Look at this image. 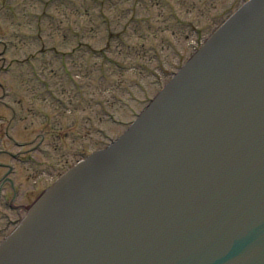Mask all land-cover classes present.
<instances>
[{
	"label": "water",
	"instance_id": "95a60500",
	"mask_svg": "<svg viewBox=\"0 0 264 264\" xmlns=\"http://www.w3.org/2000/svg\"><path fill=\"white\" fill-rule=\"evenodd\" d=\"M263 19L264 0H254L241 13L230 19L134 124L133 129L125 136L127 138L116 146L115 154L112 152L114 156L111 160H103L98 165L90 161L85 167L69 175L63 184L30 210L25 225L17 231L16 237L0 250V253L4 252L2 258L7 256L11 261V251L20 246L25 248L29 242L34 243L35 236L43 238L50 227L54 229L45 234L47 246L41 256V264H53L52 260L61 264L65 252L68 254L72 248L76 249V246L82 243L87 244L88 239L97 237L98 235L90 232L95 222H98L103 230L100 235L101 246L107 245L108 240L116 234L117 230H109L117 227V221L112 220L111 224L106 221L111 211L108 208H112L108 207L110 201L102 197L106 187V170L114 172L112 178H115L127 169L128 175L133 173L137 179L135 188L132 187V191L135 189L132 195H128L129 191L126 193L121 190L118 193L123 199L120 202L123 203L118 201L121 212L117 219L122 220L123 216L127 217L129 213L134 214L133 210L140 214L135 218L137 222L128 221L126 228H123L122 237L126 235L127 243L133 245L131 250L124 249V256L132 257L138 252L142 226L153 228L148 229L149 237L157 235L165 238L166 242L168 238H176L178 235H182L184 242L192 241L196 236L201 239L202 235L210 236L213 241L212 228L238 215V210L234 211L238 201L229 195L237 193L239 188H251L254 184L261 186L260 181L264 184V178L258 177L260 168L264 167ZM246 42H249V46H245ZM224 51L230 55L228 58L224 57ZM166 124L170 128L166 127ZM140 131L147 133L143 136ZM151 138L154 140L150 144ZM126 143L128 147L120 149V146ZM202 155L207 156L206 161L201 159ZM215 159L217 168L213 171V177L219 174L222 178L217 181L220 193L214 189L212 193L208 192L204 180L206 176L204 173L200 174L203 169L201 163L211 160L213 162ZM125 163L127 167L119 168ZM249 163L253 168H250ZM256 180L258 183H254ZM195 188H203L205 192V198L199 199L201 205L217 206L224 199V208L214 214L201 208V213L199 216L196 213L197 217L193 219V223L190 221L192 217L185 212L180 214L179 211H170L172 219L167 223H164L165 218L157 220L151 215L168 212L164 203L166 192L171 194L173 200L178 193L184 196L188 206L192 208L190 214H193L197 207L198 191ZM154 197L158 202H155L156 206H151L148 202ZM129 198L132 199L130 204ZM168 199L166 198L167 201ZM114 206L116 205L113 204ZM144 209L145 212H142ZM150 209L157 212L148 211ZM47 215L52 218H45ZM37 220L49 223L42 235L39 232L41 228L38 231L37 226H34ZM238 221L236 218V223ZM241 222L246 224L242 229H238L235 235L237 238L250 240L246 248L242 245L237 251L241 255H249L252 253L249 249H264L263 229L260 227L250 233V222ZM179 224V228L173 231ZM29 226L30 229H27ZM131 226L136 228L132 230ZM84 227L88 228L87 232H84ZM128 230L132 232H127ZM104 235L109 239H104ZM16 239L17 242L11 245ZM56 247H60L62 251H55ZM100 250L98 248L97 253L101 254ZM23 251L24 249H21L15 253L19 256ZM86 251H89V248H86ZM111 253L109 255L113 257L115 253ZM260 255L264 257L263 253ZM9 259L5 260V264ZM86 262L80 261L81 264ZM95 262L102 264L99 260ZM205 262L222 263L215 249L213 253L205 256ZM237 262L252 264L244 258H239ZM108 264L113 263L110 260ZM139 264H146V261L142 260Z\"/></svg>",
	"mask_w": 264,
	"mask_h": 264
},
{
	"label": "rangeland",
	"instance_id": "374dc122",
	"mask_svg": "<svg viewBox=\"0 0 264 264\" xmlns=\"http://www.w3.org/2000/svg\"><path fill=\"white\" fill-rule=\"evenodd\" d=\"M246 1L0 0V69L12 67L11 72L5 73V78H15L3 86L5 91L0 90V100L6 102L0 107V135L12 121L15 123L14 130L9 131L12 139L24 143V146H15L6 137H0V165L9 163L6 150L34 156L33 147L41 145L48 153L37 155L39 166L35 170L13 161L18 165L13 178L22 190H27L32 182H38L40 190L83 155L104 150L129 128L186 63L193 53L191 47L207 39L226 16ZM43 12L47 15H42ZM5 53H8L7 63H4ZM103 58L113 62V67L106 70L120 75L117 81L110 76L112 86L122 85L118 92L113 93V87L103 88L100 84L97 70L101 63L109 65ZM23 59H41L42 76L58 95L63 93L70 105L67 109H61L55 102L30 90L24 76L18 75L16 64ZM62 63L70 64V75L62 73ZM142 68L149 70L147 93L139 88L133 92L132 100H126L128 108L123 109L120 105L123 98L115 99L112 95L117 96L128 83L136 80L138 75L134 73L143 71ZM75 83L79 85V92ZM141 83V80L137 81L138 86ZM7 96L16 100L11 102L13 98L10 97V101ZM96 98L106 99L110 108V111L101 110L100 135L84 132L90 134V140L75 142L81 131L71 130L67 136V131L62 132L55 126V122L60 127L72 125L77 118L75 128L87 127L91 117L88 109L100 111ZM27 108L30 109L29 118L19 114ZM106 112L115 114L111 115L114 123L106 121L110 120L105 118ZM16 117L20 119L17 127ZM26 126L32 127V133L25 130ZM47 126L57 130L45 128ZM4 174L6 170L0 167V177ZM37 195H29L28 203H32ZM9 197L10 191L0 205L5 206L4 201ZM21 203L28 204L26 201ZM16 218L13 211L0 210V234L6 236L11 232L16 226L13 224Z\"/></svg>",
	"mask_w": 264,
	"mask_h": 264
}]
</instances>
